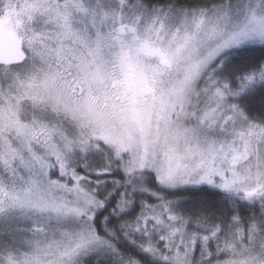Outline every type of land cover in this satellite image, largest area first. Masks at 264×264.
<instances>
[{
  "label": "snow or ice",
  "instance_id": "snow-or-ice-1",
  "mask_svg": "<svg viewBox=\"0 0 264 264\" xmlns=\"http://www.w3.org/2000/svg\"><path fill=\"white\" fill-rule=\"evenodd\" d=\"M0 264H264V0H0Z\"/></svg>",
  "mask_w": 264,
  "mask_h": 264
}]
</instances>
